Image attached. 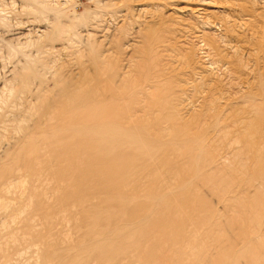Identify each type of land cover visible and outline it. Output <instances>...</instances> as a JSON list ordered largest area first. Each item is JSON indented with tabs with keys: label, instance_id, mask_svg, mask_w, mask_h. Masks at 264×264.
Instances as JSON below:
<instances>
[{
	"label": "bare ground",
	"instance_id": "obj_1",
	"mask_svg": "<svg viewBox=\"0 0 264 264\" xmlns=\"http://www.w3.org/2000/svg\"><path fill=\"white\" fill-rule=\"evenodd\" d=\"M158 1L156 2L157 5H158ZM161 1H164V0H160L159 3H161ZM175 1H179V0H173V2H175ZM180 1H185L187 8L184 11H181L182 9H184V7L179 8L180 10H176V11L189 13L190 15H194V14H196L198 16L202 15L203 16V18H202L203 22L204 21L205 22L201 23L200 28H202V26H203L204 29H203V31H201L202 30L201 29L200 32H198V31H196V27L193 28L196 24L193 27L191 25H189L190 17L188 20L187 14H186L187 16L180 17L177 19L175 17H171V18L177 20V21L173 20V22L174 21L176 22V24H177L176 28L181 27V29H180L182 31L181 34L184 35L182 37L181 34L178 33L182 37V39H184V40H180L181 38L178 39V37L176 40L175 39L176 36L175 37L173 36L174 39L173 38L172 39L177 41V43H179L180 41L181 42L185 41V38H187L188 36L189 37L193 36L191 39L194 40V42H196L198 45H200V46H198L199 47L198 49L205 51V52H200L198 50L195 51L194 48L193 49L188 48L187 46H184L183 43H182V45L185 48L187 47L186 49L184 48V50L181 47L182 45L179 46L180 44L178 45L177 43L175 44L176 46H172L173 44L169 45V42H168V44L167 43L165 44L164 42H162V45H164V46H161V47L163 48V51H166L167 47L171 46V48L168 49V52L170 51V53L172 52L173 55H176V56H177L176 51L178 53H180L179 51H182V53H184V54H182V56L180 57V59L182 58V60L180 62L187 65L186 67H188L190 69L189 71H191L190 75L195 76L196 74H194V73H196V71H199V72L204 71L202 73H205L207 71V69H204L205 65L204 66L202 65V64H206V60L202 61L203 63H201V60L199 61V59H198L200 57L199 56L200 53L201 54L205 53L206 56L204 59H207L210 66H212L213 68L214 67L219 68L220 76H222L221 74L226 73L227 71H229L231 75L233 74V73H231L230 70H226L228 68V65L233 64L232 55L228 54V52L230 50L234 51V52H230V54L235 53V55L233 54L234 58L235 57L237 58V56H238V59H237V64H238V60H239L238 65H240V63H243L241 60L244 58V56H246V54H245L246 51L250 52V50H251V52H250L251 54L255 53L256 56L258 55L257 56L258 59H256V62H258L259 64L261 63L264 66V50H262V46L264 47V27H263L264 26V13L262 14V12L261 13L257 12V11H262L261 10L262 8H260V10L257 9L259 6L256 4L255 0H253L254 4L251 2H247L248 0L247 1L246 0H180ZM189 3H191V4H189ZM245 3H246V5H244ZM259 3H260L259 5H261L264 9V0H259ZM249 4H250V6H249ZM165 5H162L163 8H166L167 5L166 6ZM192 5L194 6V8L191 7ZM41 6H43V5H41ZM148 6H151V5H148ZM158 6L156 8L153 7L152 9H154V8L158 9ZM2 7H3V5H2ZM53 7L55 9V6H53ZM124 7H126V6H124ZM143 8H141V9H143ZM149 8H151V7H149ZM118 9H119V7H118ZM128 9L130 10L129 7H128ZM146 9H147V7L145 9H143V12L146 11ZM3 10H5V7L3 8ZM49 10L51 11V10H53V8H51V9L49 8ZM134 10H136V8ZM140 10H139V13H142V12H140ZM147 10H150V9H147ZM161 10H162V8H161ZM1 11L2 10L0 9V12ZM122 11H123V9H122ZM152 11H151V13H152ZM48 12L45 11L46 15ZM154 12H153L154 14L152 13L153 16L157 13V11L155 10ZM2 13L3 12H1V15H3ZM124 13L127 14L126 11ZM131 13L132 12H130V14H128V15H129V17L132 18ZM145 13H144V15H146ZM151 13H150L151 17L149 16L150 19L153 17ZM50 14H51V12H50ZM123 15L125 16V14H123ZM59 17H61V16H59ZM154 17H153V19H155ZM195 17H197V16H195ZM160 18H161V16H160ZM4 19H6V18H4ZM4 19H2L0 21H3ZM6 20H4V21H6ZM120 20H124V19H120ZM125 20H126V22H128L127 18ZM160 20L161 19H159L158 21L155 20V22H153V24L154 23L156 24V22H159ZM46 21H44V22H46ZM57 21H58V19H57ZM134 21H136V20H134ZM163 21L164 20H161V24L162 23L164 24ZM9 22L10 21H8V23ZM18 22H20V21H18ZM23 22H20L17 25H15V24L14 25H15V27L16 26L17 27H20V26L21 27L22 26L23 27L24 26H27V27L31 26L32 27L33 25H31V23L35 24V22H30V21H28L26 23H23ZM0 24L2 25V23H0ZM56 24H58V22ZM158 24H156L155 26H157ZM170 24H165L166 26L168 25L166 28H168ZM122 25H123V23H122ZM2 26H5V28L7 27L6 25H4V23ZM59 26H61V25H58L56 27V30L55 29H53V30L57 31ZM141 26H143V25L141 24ZM17 27H16V29H17ZM159 27H160V24H159ZM173 27H175V25ZM62 28H61V31H62ZM162 28H163V26H162ZM170 28H171V26H170ZM163 29L165 31H167L165 29V26ZM171 29H174V28H171ZM206 29L209 30V32L211 31L214 34V38H211L210 36L208 37V34H206L207 32H205ZM138 30H141V29H138ZM162 30L160 32H162ZM178 30H179V28H178ZM35 31H34V34H35ZM51 31H52V29H51ZM61 31H60V33H61ZM126 31H128V30H126ZM37 32H39V31L37 30ZM63 32L65 33V31H63ZM5 33H4V35H5ZM41 33H42V31H41ZM48 33H50V32L48 31ZM52 33H53V31H52ZM166 33L167 32L164 33V31H163V33H161V34L162 35L165 34V36L164 35L163 36L168 37ZM174 34H175V32H174ZM25 35H28V34L26 33ZM58 35H61V34L58 33ZM58 35H56V36H58ZM62 35H61V37L66 36V35H63V36ZM137 35H139V34H137ZM29 36H27V37L29 38ZM36 36H38V35L36 34ZM157 36H159V35H157ZM31 37L34 38L35 36L32 35ZM41 37L42 36H38L37 38L41 39ZM45 37L46 36H44V39H45ZM51 37H52V35L49 38H51ZM54 37H55V34L53 35V38ZM61 37L59 38V40L61 39ZM149 37H150V35H149ZM154 37L156 38V36H154ZM169 37H172V36L169 34ZM37 38H35V39H37ZM69 38H70V36H69ZM69 38H68V40H69ZM152 38H153V36H152ZM57 39H58V37H57ZM57 39H56V41H57ZM250 39L255 40L251 43V45L253 44V46L249 45ZM47 40H48V37H47ZM62 40H63V38H62ZM157 40H158V38H157ZM160 40L163 41L164 38L160 39ZM186 40H188V39H186ZM11 41H13V40H11ZM89 41L90 40H88V42ZM175 41H173V42L175 43ZM35 42H37V41H35ZM57 42H59V41H57ZM158 42H160V41H158ZM12 43H14V42H12ZM52 43H53V41H52ZM155 43H157V41ZM170 43H172V42H170ZM189 43H187V45ZM88 44L89 43H87L86 46H89ZM220 44L224 45L227 49H229V51L227 50L228 51L226 53L227 55L225 53H223L222 50H220V48H222ZM30 45H31V43H30ZM190 45H191V47H193V46L195 47V44L194 43L192 44V41H191V44H189L188 46H190ZM86 46H84L85 49H86ZM31 47H32V45H31ZM91 47H87V49L89 50ZM146 47L148 48L147 45H146ZM155 47L152 49H155ZM162 48H160L159 50H161ZM25 49H27V48H25ZM46 49H45V54H46ZM140 49H143V48H140ZM47 50H49V49H47ZM88 50H87V53H88ZM223 50H225V48ZM244 51H245V53H244ZM253 51H254V53H253ZM255 51L258 53H256ZM152 52H153V50H152ZM157 52H159V51L157 50ZM168 52H167V55L169 54ZM197 52H200V53H197ZM58 54H60V53H58ZM223 54H225V55H223ZM152 55L155 56L154 53ZM167 55H166V57H167ZM170 55H172V54H170ZM178 55L180 56L181 54H178ZM248 55H247V57H248ZM179 56H177V57H179ZM256 56L254 55L253 58L254 57L257 58ZM149 58H150V56H149ZM92 59H94V61H95L94 57H92ZM172 59H174V58H172ZM215 59H218V60H215ZM155 60L153 62H155ZM250 61H249V65L251 64ZM55 62H56V60H55ZM252 62H254V61H252ZM256 62H254V63H256ZM172 63H169V64L172 65ZM174 63H176V62H174ZM33 64H34V60L24 61L23 65L18 67L19 64H17L15 66V68L12 71L13 75L10 72V74L13 77L11 79L12 84L9 85V86H11L10 87L11 89L9 91L10 97L7 98V100L10 99L11 96L18 99L22 95H28L31 93L29 85H30V82L32 81ZM94 64L96 65L97 70L95 71L96 77L94 79H92V80H96L95 84H94L95 86H93V88L87 89V90H85V89L82 90V88L79 87L80 89H76L74 91H70V89H64L62 91V93L59 96H57L56 98H54V96H53L54 100L52 102H50L49 104L44 105L45 102L44 103L40 102V106L35 108L36 114H34V115H39L38 116L39 119H38V122L36 124V129H37L36 134L31 133V135L30 134L27 135L24 142L21 145V149L18 148V150H20L19 151L20 153H17L18 155L16 156L15 160H14V156L11 159L13 161H16V163L20 166V168L22 167V169H23L22 171L24 174L27 173L28 175H31V176H35L37 174L36 176L38 177V176H42V175L46 176V173H47V175L50 177L49 179H51L50 181L51 182L53 181L52 183H54V182L56 183V188H54V190H56L55 192H57V196L59 197V198L57 197V208L60 207L64 210L65 213L70 214L69 218L74 223V224L72 223L74 226L72 228H74V230H76L77 233L80 235V238H79V237H77L78 235H76L77 233L75 234V238H77V240L79 238V241H77V242L73 241V243H72V240H70L71 242L68 241V242H70L69 244L63 245V243H62V246H59L58 243L55 245H52L53 244V241H52V243H50L51 245H48L47 246L48 248L46 247L47 249H45L44 253L46 254V256L51 258V260L54 259L56 262H58V264H189L188 261H189V259H191L190 257L188 258L189 253L193 251V248L195 250H198V249H196L198 246L196 248L193 247L192 249H189L190 251L187 248V252L189 251V253H186L184 248L186 246L189 247L190 240H192V238H194V236L192 238H190L189 242H187L188 245H186L185 240L188 237L187 234H189V233L186 234V229L188 231L190 228V227L188 228V225L189 224H195V223H190V222H192L195 219L197 220V218H199V217H197L195 215H191V216L188 215L187 217H183V218L179 216L180 217V219H179V218H177V215H176L178 213V211L175 214V216L173 214H171L170 212H172V210L174 211V209H177L179 207H181V208L186 207L187 208V207H191V206L193 208V209L191 208V211L194 212L195 211V209H194L195 197L194 196H197V199L199 200L198 193H199V191H201L202 186L206 185L207 187H211V189H212V185H213V188L216 187L215 189H219L220 187H222V189L224 191H228V193H230L231 197H229V199H227V201H226V202H228L227 208H229L231 210L230 212H232V213H233V211L237 212V214L235 213L236 216L238 215V213H244V207L250 209V211L252 209H257V210L262 209V207H261L262 205L260 204L259 200L256 201V200L248 199V200L244 201V188L241 191H236L237 189H233V190L231 189L232 178H226V177L220 178L219 177V175L221 174V168H220L221 165L219 163H216L217 161H214L212 159L211 144H209V142H207V138H205L203 136H197L196 137L195 134L192 133L193 131H191V129H194V126H192L193 127L192 128L190 126V123L187 124V122L185 121V120H187L186 118L184 120L186 123L184 121L181 123V119H178L179 115L177 116L176 114H170L169 113V112H171L170 110H168V109L165 110L162 107L164 104L162 105L161 103L166 102L167 99H165V98L163 99L162 95H159L158 96L159 98L157 97L158 99H156V98L153 99V97H151V95L148 94L149 91L151 90V88L147 93L141 91L140 93L138 92L139 94H137L134 92L133 96H131V94H130V97L128 96L129 98H126L125 95L123 94V89H125V86L121 87L120 85L119 86L116 85V82L114 80L115 75H114V77L112 76L109 79L106 78L107 81H104L102 78L103 72H102L101 66H99V64L95 63V62H94ZM151 64H152V62H151ZM169 64H168V66H169ZM177 64H176V67H177L176 71L178 70ZM243 64H245L243 66H247L246 63H243ZM149 66H150V64H149ZM168 66H166V68ZM241 66H242V64H241ZM250 66L248 67V69H247V67H242V69H246V70H242L241 68L240 69L242 71H245V72L248 70L250 71V69H249ZM255 66H256V64H255ZM174 67H173V69H175ZM256 67H258V66H256ZM169 68H170V66H169ZM188 68H186V69L183 68L182 69L183 71L182 70L181 71L184 72ZM207 68H209V67H207ZM232 68L233 67H231V69ZM164 69H165V67H164ZM164 69H163V71H164ZM210 70H211V68H210ZM236 70H237V68L235 69V71ZM251 70H252V68H251ZM254 71H256V70H254ZM168 72H170V71L168 70ZM168 72H167V74H168ZM212 72H211V74H212ZM232 72H234V71H232ZM236 72H238V70ZM245 72H243V73H245ZM252 72H249V73L251 74ZM161 73H162V71H161ZM165 73H166V71H165ZM184 73H186V72H184ZM187 73H188V71H187ZM235 73L233 75H235ZM37 74H39V73H37ZM213 74L215 75L214 72H213ZM230 74L227 76L231 77ZM238 74H240V73H238ZM238 74H237V76H239ZM84 75H86V72L84 73ZM88 75H89V73H88ZM201 75L202 74H200L199 76H201ZM205 75H207V78ZM205 75H204V77L206 79H208L209 73L208 74L205 73ZM243 75H245V74H243ZM243 75H242L243 78L241 77L243 80H245L246 77H250V76H248L249 74L245 75L246 77ZM92 76L94 77L93 74H92ZM187 76H189V75H187ZM199 76H197V77H199ZM220 76L218 73V79ZM240 76H241V74H240ZM263 76H264V74H263ZM124 77H127V76H124ZM155 77L156 76H154V79H155ZM201 77H199V79H202ZM204 77H203V79H204ZM216 77H217V75H216ZM63 78H65V77H63ZM181 78H182V76H181ZM181 78H179V79H181ZM191 78H192V76H191ZM213 78H215V77L213 76ZM213 78L211 76V79H213ZM60 79H62V78H60ZM89 79H90V77H89ZM183 79H186V77L185 78L183 77ZM224 79L228 80L229 78H227V77L225 78V75H224ZM224 79L222 77V80H223L222 82L226 81V80L224 81ZM164 80H166V79H164ZM192 80L197 81V79H194V78ZM247 80L248 79L246 78V80H245L246 82L250 81V79L248 81ZM253 80L255 81V79H253ZM64 81H66V80H64ZM123 81H125V80H123ZM189 81L191 84V79ZM206 81L209 82L211 80H206ZM147 82L148 81H146V83ZM153 82H154V80H153ZM160 82H162V80ZM204 82H205V80H204ZM215 82L216 81H213V82L211 81L210 84L212 85V83H215ZM259 82H260V79H259ZM92 83H90V85ZM188 83L189 82H187V84ZM194 83H192L193 85L192 84L191 85L194 86ZM197 83H198V81H197ZM199 83H201L200 80H199ZM232 83H233V81H232ZM250 83H248V84H250ZM32 84H33V81H32ZM71 84H73V83H71ZM81 84H82V82H81ZM81 84H79V85H81ZM128 84H130V83H128ZM237 84H239V83H237ZM259 84L260 83H258V85ZM7 85H8V83H7ZM124 85H125V83H124ZM218 85L220 88L222 84L220 85L218 83ZM229 85H230L229 88L231 86H234L233 84H229ZM239 85H238V87H241L240 88L241 90H243L242 87H246L245 85H243V86L242 85L239 86ZM76 86H74V88ZM174 86L176 88V85H174ZM177 86H178V84H177ZM201 86H203V85H201ZM210 86L208 85L207 87L209 88ZM223 86H225V85H223ZM223 86L221 89L224 92L225 88L223 89ZM247 86H249V85H247ZM250 86H252V85H250ZM58 87H56V88H58ZM62 87H63V85H62ZM157 87H160V85H158ZM186 87H187V85H186ZM197 87H199V85ZM205 87H206V85H205ZM205 87H204V89H205ZM235 87L237 89H239L237 86H235ZM254 87H255V84H254L252 90L250 89L252 92L254 91L253 90ZM213 88H214V86H213ZM213 88L210 89V90H212V92L214 91ZM249 88H251V87H249ZM258 88H259V86H258ZM53 89L57 90L55 88H53ZM141 89H143V88H141ZM195 89H197V88H195ZM221 89L219 91H221ZM227 89H228V87H227ZM232 89H233V87H232ZM260 89H262V88L260 87ZM3 90H4V88H3ZM54 90H52V91H54ZM132 90H133V88H132ZM173 90H175V89H173ZM181 90H182V85H181ZM198 90H200L199 92L201 94L203 93V92H201V89H198ZM207 90L209 91V89L206 88L205 91L207 93H209L210 91L208 92ZM230 90H231V88H230ZM230 90L228 92H230ZM250 90L248 89V91H250ZM248 91H245V92H248ZM196 92L197 91L195 90V93ZM221 92H219V93L221 94ZM184 93H186V91ZM204 93H203V97L205 96ZM214 93L216 94V92H214ZM242 93L245 94L244 91H242ZM5 94H7V93H5ZM45 94L47 95L48 93H45ZM177 94H179V93H176V95ZM220 94H219V96H221ZM230 94L231 93H229V95ZM248 94H245V95H248ZM180 95H181V93H180ZM189 95L190 94H188V96ZM211 95H213V93ZM216 95H218V94H216ZM225 95H226L225 98L229 99L228 98L229 95L227 92ZM227 95H228V97H227ZM245 95H243V97ZM262 95H263V93H262ZM29 97H30V95L27 96L28 103H31V101L29 100L30 99ZM49 97H50V95H49ZM173 97H175V96H173ZM209 97H211V96L209 95ZM213 97L217 98L218 100L220 98V97H216V96H213ZM241 97H237L235 99L236 102H237V99H239ZM27 98H26V100H27ZM215 98H212V99H215ZM188 99H186V100H188ZM217 99H216V101H217ZM227 99H224V100L228 101ZM18 100H20V98ZM172 100H175V99H172ZM176 100H177V98H176ZM230 100H231V98H230ZM232 100H234V99H232ZM11 101H12V99H11ZM43 101H45V100H43ZM213 101H215V100H213ZM213 101L211 100L210 103H212ZM257 101L259 102L260 99L258 100V98H257ZM35 102H34V104H35ZM208 102L209 101L207 98V103ZM223 102H225V101H223ZM223 102H222V104H223ZM25 103H27V102H25ZM28 103H27V107H28ZM226 103H224V104H226ZM260 103L262 104L261 101H260ZM0 104L2 105V107H3V105H5V106L7 105L6 101H3L2 99H1ZM172 104H174V103H172ZM172 104H170V105L172 106ZM175 104H176V102H175ZM220 104L221 103H219V105ZM227 104H229V103H227ZM232 104H233V102H232ZM255 104H259V103H255ZM30 105L33 108H34V106H37V104L32 106L33 103H31ZM177 105H179V103H177ZM208 105H210V108H211L212 104L208 103ZM180 106H183V105H180ZM215 106L217 107V102H216ZM220 106H222V105H220ZM228 106L229 105H227V107H226L228 109L225 108V111H227L226 116H228L230 119L231 113H228V111H229V109H230V111H232L233 105L231 106L232 108H230ZM245 106H248V104H246ZM262 106H261V108H262ZM11 107H13V104ZM15 107H18V106L14 105L13 109H15ZM29 107H28V109H29ZM186 107H188V106H186ZM202 107H204V106L202 105ZM205 107L202 108L203 113L200 114L202 116L207 114V110H208L207 107H209V106H207V104H206ZM240 107H243V106L241 105ZM240 107H238V109ZM251 107H253V106H251ZM33 108L30 112H29V110L27 111L28 113L26 115H28V116L24 115L25 118L27 117L26 120H29L32 117H34L33 111H35V109H33ZM173 108L176 109V111L178 110L177 107H175V106ZM173 108H171V109L174 110ZM243 108H245V107H243ZM17 109H20V108H17ZM23 109H25V108L23 107ZM203 109H207V110H205L206 114H204L205 111H203ZM216 109H212V110L216 111ZM222 109H224L223 106L220 108V110H218L219 111L218 114L224 112V111H222ZM251 109L253 110V108H251ZM200 110H201V108H200ZM16 111H19V110H16ZM211 112H209V114L213 113V112L212 113ZM156 113H158L162 116H169V118H166V119L162 118L161 122L156 121L155 119H153L154 118L153 116ZM237 113L239 115V112H237ZM237 113H235L236 116H237ZM250 113H251V117H252L253 112H250ZM223 114H220V116L222 115L223 116L222 118H224L223 120L225 121L226 118ZM227 114H230V115H227ZM200 115H199V117H200ZM240 115L241 116H238V117L244 116L243 110H242V113H240ZM211 116L213 117V115H211ZM215 116H216V114H215ZM236 116H235V119H236ZM147 117H149V120L147 119ZM204 117L205 116H203V118ZM232 117H233V115H232ZM20 118H22V117H20ZM222 118H221V120H222ZM249 118H250V116H249ZM23 119H21V120H23ZM198 119H197V121L200 120V119L199 120ZM179 120H180V122H179ZM216 120H217V118H216ZM228 120H226L227 121L226 123H228ZM247 120H248V118H247ZM201 121H203V120H201ZM240 121H242V120L240 119ZM23 122H24V120H23ZM25 122H27V121H25ZM210 122H212V120ZM215 122L216 121H214V123ZM219 122H221V121H219ZM230 122H231L230 124H232L233 121L231 120ZM201 123L203 126L204 122H201ZM205 123L207 124V122H205ZM241 123L243 124L244 120ZM245 123H246V120H245ZM197 124H198V122H197ZM211 124L209 123L207 125L211 126ZM215 124L219 125L218 122H216ZM237 124L239 125V123H237ZM243 125L241 127H239V129H243ZM197 126L195 128H197ZM202 126H200V127H202ZM222 126L225 127L224 125H222ZM222 126L219 128L217 126L218 130L221 129ZM17 128L19 129L18 132L22 131V130L25 131V129L21 125H19L15 129H17ZM233 128H235V125ZM252 128H254V127H252ZM224 129L223 130L221 129L222 134L225 133ZM216 130L217 129H215V131ZM218 130H217V132H218ZM230 130L232 131V128H230L229 131ZM217 132H216V134H217ZM221 132H219V134ZM254 132H256V131H254ZM235 134H237V132ZM227 135H228V137H230L229 134H227ZM226 137L227 136H225V140L227 139ZM243 137H244V135H243ZM232 139H233L232 142H234L235 139L234 138H232ZM211 140H212V138H211ZM211 140L209 138L210 143L212 142ZM213 140H216V139L214 138ZM232 142L231 141L229 142L230 143L229 145L231 147L233 145ZM235 143H236V141H235ZM237 143H238V141H237ZM225 144H226V142H225ZM229 145H228V147H229ZM234 146H236V144ZM238 147H239V145H238ZM235 150L236 149L234 148V151H233L234 153L238 152V151L235 152ZM214 151H215V149H214ZM230 151H231V149L229 150V152ZM246 151H248V150H246ZM41 152H43V156H42ZM243 153H245V151H243ZM249 153H250V151H249ZM44 154H45V156H44ZM226 156L229 158V155H226ZM221 160L223 161V159H221ZM225 160L226 159H224V161ZM221 163H223V162H221ZM10 164H12L11 165L12 167H13V165L15 166V163L14 164L10 163ZM5 168L7 169V167H5ZM16 169H17V167H16ZM2 170H3L2 172L0 170V188H1L2 182L3 181L5 182V180L9 177V175H12L11 174L12 171L10 170V168L8 169V171L10 170L11 172H8L3 168H2ZM22 171L20 172V169H18L17 174L22 173ZM44 172H46V173L44 174ZM17 174L15 172L16 176H17ZM23 177H21V178H23ZM25 178H27L26 175H25ZM17 179H19V178L17 177ZM14 180L15 179H13V181ZM22 180L23 179H21V180L19 179V182ZM46 180H47V178H46ZM13 181H10L11 184H9V186L7 185L9 187V189L11 188L10 186H14V187L16 185L20 186L19 185L20 183L17 182L19 184H16V181H15V185H14V183H12ZM22 184L23 183H21V186H22ZM7 186L4 184V186H2V189H4V187H7ZM54 186H55V184H54ZM8 187H7V189H8ZM7 189H5V190H7ZM215 189L213 191H215ZM5 190H4V192H5ZM25 190H26V188H25ZM33 190H35V188ZM7 191H9V190H7ZM43 191H45V190H43ZM30 192H31V190H30ZM59 192H62L61 196L59 195ZM32 194H33V192H32ZM37 194L35 192V195L33 194V196H35V197H33V198H36L38 196ZM29 195H31V193ZM54 195L56 196L55 193H54ZM20 197L21 196H19V199H20ZM23 197L25 198V196H23ZM23 197H21V198L23 199ZM30 198L32 200V196ZM40 198L41 197H39L38 199L40 200ZM47 198H48V196H47ZM38 199H37V201H39ZM54 199H55L54 200V203H55L56 198L54 197ZM28 200L30 203L29 205L31 206L32 201L30 199H28ZM43 201H45V199H43ZM2 202H4V201L2 200ZM13 203H15V202H13ZM4 204L5 203H3V205ZM201 204L204 205V202H202ZM3 205L0 204L1 208L3 207ZM13 205H15V204H13ZM46 205H48V203ZM46 205L42 204V202H40L38 207H40V210L44 213V215H45L44 218H45L46 222H48V224H49L50 221L53 220L52 219L53 217L50 216L51 213L49 214L47 212L48 208L46 211V208H45ZM15 206H14V208H15ZM54 207H56V206H54ZM57 208H55V209H57ZM55 209H53L54 210L53 213H55V211H57ZM49 211L51 212V210H49ZM59 212H60V210H59ZM24 214H25V212H24ZM250 214H249V216H250ZM19 215L21 216V214H19ZM52 215H54V214H52ZM14 216H12V217H14ZM64 216H66V214ZM217 217L218 216H216V218ZM61 218H62V216H60V219ZM69 218H67L68 221L66 223L70 224L71 222H69ZM256 218H254L253 220H255ZM20 219H21V217H20ZM63 220H65V217L63 218ZM63 220H61L62 223L66 221V220L65 221H63ZM13 221L10 220V222H13ZM217 221L219 222V220H217ZM258 221H260V220H258ZM198 222L196 224H200ZM214 222H216V221H212V223H214ZM5 223L6 222H4V224ZM263 223H264V218H263ZM20 224H21V222H20ZM214 224H212V225H214ZM256 225L259 226L260 224L259 225L256 224ZM3 226H6V225H3ZM49 227H50V225H49ZM5 228H7V227H5ZM260 228H261V226H259V229ZM201 229H203V228H201ZM208 229H209V227H208ZM210 229H212V228H210ZM33 230H35V229L33 228ZM33 230H32V233L35 232ZM3 231H4V229H3ZM256 231H257V229L255 230V232ZM202 233H205V232H202ZM33 234L35 235V233H33ZM193 234L195 235V232ZM193 234L191 233V235H193ZM262 234H264V233H262ZM11 236H13V235H11ZM11 236H9V237H11ZM38 236H39V234H38ZM235 236H234V239H235ZM23 237H24V235H23ZM30 237H32L31 233H30ZM259 237L256 238V239H258V241L259 240L261 241V239H264V236L262 238L259 235ZM24 238H22V239L24 240ZM252 238H254V237H252ZM71 239H74V237H72ZM250 239H251V237H250ZM50 240H51V237H50ZM193 240H194L195 245H196L197 239L194 238ZM42 241H43V239H42ZM258 241L256 240V241H254V243L256 242L259 244L260 242H258ZM0 242H3V240ZM203 242H204V240H203ZM222 242H224V241H222ZM252 242L253 241L247 242L249 244L246 246L250 247ZM184 244L186 245L185 247H184ZM191 244H193V242ZM211 244H213V243H211ZM218 244H219V241H218ZM218 244L215 245V247H217ZM232 245L233 244H230L228 248L226 247V254L228 255L227 258L230 261L229 264H236L237 258L244 256V248L242 246L241 248L238 249V248L233 247L235 245H233V246ZM261 245H263V243ZM201 246H203V245H201ZM225 246H227V245H225ZM246 246H245V248H246ZM235 247H237V246H235ZM212 250H214V249H212ZM216 250L218 251L219 247ZM223 250H225V249L223 248L222 251ZM257 251H258V249H257ZM255 253H256V251H255ZM209 254H211V251ZM216 256L217 255H215V256L212 255V259H213V257L215 258ZM36 257H37V255H36ZM185 257L188 259V261L186 259L184 260ZM201 258L202 257H199V259H201ZM210 259H211V257H210ZM210 259H209V261L212 260V259L211 260ZM228 259H227V262H228ZM252 259H253V257H252ZM51 260H48V262H50ZM45 264H47V263H45ZM51 264H54V263H51ZM190 264H192V263H190ZM218 264H220V263H218Z\"/></svg>",
	"mask_w": 264,
	"mask_h": 264
},
{
	"label": "rangeland",
	"instance_id": "obj_2",
	"mask_svg": "<svg viewBox=\"0 0 264 264\" xmlns=\"http://www.w3.org/2000/svg\"><path fill=\"white\" fill-rule=\"evenodd\" d=\"M2 1L0 0V5L2 4L3 7L1 5L0 9L2 10L1 12H3L2 13L3 15H1V12H0V20L6 18L7 20L9 19L8 21H10L11 23L10 22L8 23V21L6 19H4V20H6L7 22L4 20L0 21V23H2V25L4 23V25L7 26L5 28V26H2L0 24V91H1L0 96L2 97V98L0 97V102L2 99L3 101H6V103H7V105L6 106L3 105V107L0 104L1 105L0 106V168L3 166L2 168L5 169L6 171H8V169L10 168V170L12 172L10 170L8 172H11L12 175H9V177L5 180V182L4 181L2 182V185L0 188L2 190V191L0 190V202H1L0 204L3 205V203H5L3 205V207L5 206L4 208L3 207L1 208V206H0V219H1L0 220V241L3 240V242H0V245H1L0 246L1 247L0 248V264H26V263L27 264H45V263H47V264H51V263L58 264V262H56L54 259L51 260V258L46 256V254L44 253L45 249L48 248L47 246L51 245L50 243H52V241H53L52 245H55L58 243L59 246H62V243H63V245L69 244L71 242L70 240H72V243H73V241L74 242L79 241L80 235L77 233L76 230H74V228H72V227H74L73 226L74 223L69 218L70 214L65 213L64 210L60 207L57 208V197L58 196H57V192H55L56 190H54V188H56V183L55 182L52 183L53 181L52 182L50 181L51 179H49L50 177L47 175L46 172H44V174L46 173V176L42 175V176H38V177L36 176L37 174L35 176L28 175L27 173L24 174L22 171L23 170L22 167L20 168V166L16 163V161H13L11 159L14 156V160H15L16 156L18 155L17 153H20L19 152L20 150H18V148L21 149V145L24 142L26 136L29 134L31 135V133L36 134V131H37L36 124L38 122V119H39L38 116L39 115H34V114H36L35 108L40 106V102H43V103L45 102L44 105L49 104L50 102H52L54 100V98L59 96L64 89H70V91H74L76 89L82 88V90L83 89L87 90V89H91V88H93V86H95L94 84H95L96 80H92V79H94L96 77L95 71L97 70V67L94 64V62L98 63L99 66H101V69L103 72L102 78L104 81H107V79H109L112 76L114 77V75H115L114 80L116 82V85L117 86L120 85L121 87L125 86V89H123V94L125 95L126 98H129L130 94H131V96H133L134 92L137 94H139L141 91L147 93L151 88V90L152 89L153 90L152 91L150 90L148 94L151 95V97H153V99L154 98L158 99L159 95H162L163 99L164 98L167 99L166 102L161 103L162 105L164 104L162 107L165 110H167V109L170 110L171 111V112H169L170 114H176L177 116L179 115L178 119H181V123L186 118L187 120H185V121L187 122V124L190 123L191 127L194 126V129H191V131H193L192 133L195 134L196 137L197 136H203V137L207 138V142H209V144H211V147H212L211 148L212 159L214 161H217L216 163H219L222 166V167L220 166V168H221V174L220 175L221 176L219 175V177L220 178H222V177L232 178V183H231L232 186L230 185L232 190L237 189L236 191H241L244 188V201L248 200V199H252V200H256V201L259 200L260 204L262 205L261 210L260 209L259 210L252 209L253 211L252 210L250 211V209L244 207V213H238V215L236 216L237 212L233 211V213H232V212H230L231 210L229 208H227L228 202H226V201H227V199H229V197H231V195H230V193H228V191H224L222 189V187H220L219 189H215L216 187L213 188V185H212V189H211V187H207L206 185L202 186L201 191H199V193H198L199 200L197 199V196H194L195 197V200H194L195 211L194 212L191 211L192 206L187 207V208L186 207H182V208L179 207V208H177L178 210L174 209V211L172 210V212H170L171 214H173L175 216V214L178 211V213L176 215H177V218H179V219H180V217L183 218V217H187L188 215H190V216L195 215V216L199 217V218H197V220L195 219L192 222H190V223H195V224H189L188 225V228L192 227L191 229L189 228L188 231L186 229V234L189 233V234H187L188 237L185 240L186 245H188L187 242H189V239L192 238L193 236L195 239H197L196 245H195V242L193 240L194 238H192V240H190L189 247L184 244V247L186 246L184 248L186 253H189V251H190L189 249H192L193 247L196 248L198 246L196 248L198 250H195L193 248V251L190 252L189 256H188V258L190 257L191 259H189V261H188V259L185 257L184 260L186 259L189 262V264L190 263H192V264H200V263L201 264H208V263L209 264H218V263L229 264L230 261L227 258L228 255L226 254V247L228 248L230 244H233V245L237 246V247H235L232 245L234 248L239 249L242 246L244 248V256L237 258L236 264H249V263L250 264H264V256H263L264 255V239H261V241L260 240L258 241V239H256L257 237H259V235L262 238L264 236V234H262V233H264V225H263L264 224L263 223V218H264V126H263L264 125V107H263L264 106V76H263L264 68L263 67L264 66H263V64H261V63L259 64L258 62H256V59H258V57H257L258 55L256 56L254 51H253L254 54H251L250 53L251 50H250V52L249 51L247 52L244 49L246 51V53L244 51L246 56H244V58L241 61L243 63H246L247 66H243V65H245L243 63H240V65H238L239 64V60H238V64H237L238 56H237V58L236 57L234 58L233 54L235 55V53L230 54V52H234V51H231V50L229 51V49H227L224 45H222L223 43L220 44L222 47V48H220V50H222L223 53H225V54L229 51L228 54L232 55V59H233V61L232 60L231 61L233 62L234 65L233 64L228 65V68L226 70H230L231 73H233V74L238 70V72H236V73L241 74V76H240V74H238L240 76L239 77V76H237L236 73H235V75H233V74L231 75L230 72L227 71L226 73L221 74L222 76H220L219 68L218 67H217L218 69L215 67L213 68L212 66L209 65L207 59H204L206 56L205 53L201 54L200 52H205V51L198 49L199 48L198 46H200V45H198L196 42H194V40L191 39L193 36H190V37L188 36L187 38H185V37L184 38H185V41L187 43L190 42L189 44H191V41H192V44L194 43L195 47L193 45H192L193 47H191V45L188 46L189 44L187 45V43L185 41H182V42L180 41L181 43L180 42L177 43V41L173 40L175 36H176L175 37L176 40H177V37H178V39L181 38L180 40H184V39H182V37L184 35L181 34L182 33V31L180 30L181 27H178L179 30H178V28H176L177 24L175 21H177L176 20L177 18L184 17V16L188 15L187 16L188 20L190 17L189 25H191L193 27L196 24L193 28L196 27V31H198V32H200L201 29H202L201 31H203V29H204L203 26H202V28H200L201 23L203 22V19H202L203 16L202 15H200V16H198L196 14L190 15L189 13L176 11V10H180L179 8L184 7V9H182L181 11H184L187 8L185 1L179 0V1L173 2V0H170V1L164 0V1H161V3H159L160 0L159 1L158 0H156V1L155 0H6V1L2 0ZM157 1H158L159 6L156 4ZM247 2H251L254 4L253 0H250V1L248 0ZM255 2L259 6L257 8L258 10H260V8H262L261 9L262 11H257V12L258 13L262 12V14H263L264 9L261 5H259L260 4L259 0H257V1L255 0ZM246 3L244 5H246ZM189 4H191V3H189ZM41 5H43V6H41ZM52 5L55 6V9ZM148 5H151V6H148ZM162 5H165L166 8H163ZM117 6L119 7V9ZM124 6H126V7H124ZM157 6H158V9H155ZM249 6H250V4H249ZM4 7H5V10H3ZM128 7L130 8V10L128 9ZM146 7H147V9H150V10L146 9V11L143 12V9H145ZM149 7H151V8H149ZM153 7H155L154 9L157 11L156 14L157 15L159 14L158 16L156 14L154 15L155 17L153 16V14L155 13L154 12L155 10L152 9ZM191 7L194 8L193 5ZM49 8L50 9L53 8V10L50 11ZM135 8H136V10H134ZM141 8H143V9H141ZM161 8H162V10H161ZM122 9L124 12L126 11L127 14L124 13L122 11ZM139 10L142 13H139ZM45 11H47V12L49 11L47 13L48 16L46 15ZM151 11H152V13L153 12L154 13L152 14ZM50 12H51V14H50ZM130 12H132L131 13L132 18L129 17V15H128V14H130ZM144 13L146 15H144ZM150 13L152 14V16L155 19H153V17L150 19V17H151ZM123 14H125V16ZM163 14L166 17L168 16L169 18L168 17L166 18ZM59 16H61V17H59ZM160 16H161V18H160ZM195 16H197V17H195ZM157 17L161 20H164L163 21L164 24L163 23L161 24V20L159 22H156V24H158V23L160 24V27H159V24L157 26H155L156 25L155 23L153 24V22H155V20H157V21L159 20ZM171 17H175L176 19H173ZM126 18H127L128 22H126V20H125ZM57 19H58V21H57ZM120 19H124V20H120ZM134 20H136L138 23ZM173 20H175V21L173 22ZM18 21H20V22L24 21L23 23L30 21V22H35V24L31 23V25H33L32 27L31 26L30 27L29 26L28 27L27 26H24V27L23 26L22 27L16 26L17 27V29H16L15 25L20 23ZM44 21H46V22H44ZM57 22H58V24H56ZM122 23H123V25H122ZM141 24L143 26H141ZM165 24H170V25L168 28H166L168 25L166 26ZM58 25H61L64 29L61 26H59L57 31H54L53 29L56 30V27ZM172 25L173 26L175 25V27H173ZM162 26H163V28L165 26V29L167 31H165L162 28ZM170 26H171V28H174V29H171ZM60 27L62 28V31H61ZM50 28L52 29L53 33H52ZM138 29H141V30H138ZM33 30L34 31L36 30L35 34H34ZM37 30L39 32H37ZM126 30H128V31H126ZM161 30H162V32H160ZM41 31H42V33H41ZM48 31L50 33H48ZM60 31H61V33H60ZM63 31H65V33ZM163 31H164V33L167 32L166 34L168 37H164L165 34H163L164 36L161 34V33H163ZM174 32L176 35L174 34ZM205 32H207L206 34H208V37L210 36L211 38H214V34L211 31H210L211 32L210 33L209 30L206 29ZM4 33H5V35H4ZM26 33L28 35H25ZM58 33L61 35L62 34L66 35V36L64 37L62 35L63 37H61V35H58ZM178 33H180L182 37ZM36 34L38 36H42L41 39L37 38L38 36H36ZM54 34H55V37L53 38ZM137 34H139V35H137ZM169 34L172 37H169ZM32 35L35 37L34 38L31 37ZM51 35H52V37H51L52 39L49 38ZM56 35H58V36H56ZM149 35H150V37H149ZM157 35H159V36H157ZM27 36H29V38ZM44 36H46L45 37L46 40L44 39ZM69 36H70V38H69ZM152 36H153V38H152ZM154 36H156V38ZM47 37H48V40H47ZM57 37H58V39H57ZM60 37H61V39L59 40ZM35 38H37V39H35ZM62 38H63V40H62ZM68 38H69V40H68ZM157 38H158V40H157ZM163 38H164V40L161 41L160 39H163ZM10 39L13 41H11ZM56 39L59 42H57ZM186 39H188V40H186ZM88 40H90V41L88 42ZM35 41H37V42H35ZM52 41H53V43H52ZM156 41H157V43H155ZM158 41H160V42H158ZM173 41H175V43ZM253 41H255V40L250 39L249 45H251V43ZM12 42H14V43H12ZM162 42H164L165 44L166 43L168 44V42H169V45L173 44L172 46H176L175 45L176 43L178 45L180 44L179 46H181L183 43L184 46H187L188 48H192V49L194 48L195 51H197V50L200 51L197 53H200L203 57L199 54L200 57L198 56L199 57L198 59H199V61L201 60V63H203L202 61H205V60H206V64L208 63L207 65L206 64H202V65L203 66L205 65V67L206 66L209 67V68L204 67V69H207V71L205 70L206 71L205 73H207V74L209 73V76H208L209 78L206 79L207 75H205V73H202L204 71H200V72L196 71V73H194V74H196L195 76L190 75L191 71H189L190 69L188 67H186L187 65L180 62L182 60V58L180 59V57L184 53H182V51H179L180 53H178L176 51L177 56H179L178 54H181L179 57H177L176 55H173L172 52L171 53H170V51L168 52V49L171 48V46H170V47H167L166 51L169 53L167 55V52L163 51V48L161 47V46H164V45H162ZM170 42H172V43H170ZM30 43H31L32 47H31ZM87 43H89L88 44L89 46H86ZM146 45L148 46V48L146 47ZM84 46H86V49H87V47H91V46L92 47L90 48L91 50L87 49L88 50V53H87V50L85 49ZM184 46L183 45L181 46L183 48V50L185 48ZM251 46H253V44ZM154 47H155V49H152ZM159 47L162 49L159 50L160 49ZM25 48H27V49H25ZM46 48L49 50H47ZM140 48H143V49H140ZM224 48H225V50H223ZM263 48L264 47L262 46V50H264ZM45 49H46V54H45ZM152 50H153V52H152ZM157 50L159 52H157ZM58 53H60V54H58ZM153 53L155 56L152 55ZM256 53H258V52H256ZM165 54L167 55V57ZM170 54H172V55H170ZM225 54H223V55H225ZM247 55H248V57H247ZM254 55L257 58L254 57L255 58L254 59L253 58ZM149 56H150V58H149ZM92 57L95 58V61H94V59H92ZM171 57L174 59H172ZM30 60H34V64H33L34 68L32 67L33 84L31 81L30 85H29L31 93L28 95H22L23 97L22 96L19 97L20 100H18L19 98L17 99V98H14L12 96L10 99L7 100V98L10 97L9 91L11 89L10 88L11 86H9V85L12 84L11 79L13 77L12 76L13 75L12 74L13 69L15 68V66L17 64H19L18 65V67H19V66L24 64V61H30ZM55 60H56V62H55ZM154 60H155V62H153ZM215 60H218V59H215ZM249 61L251 63L250 64L251 66L249 65ZM252 61H254L256 63H254ZM151 62H152V64H151ZM174 62H176V63H174ZM169 63H172V65ZM149 64H150V66H149ZM168 64H169L170 68H169ZM176 64L178 66L177 71H176V69H177ZM241 64H242V66H241ZM255 64L258 67H256ZM165 65L168 67L166 68ZM230 66L233 67L234 69L232 68L233 69L232 70ZM249 66H250V68H249L250 71L249 70L246 71L247 73L245 71H242V70H246V69H242V67H247V69H248ZM164 67H165V69H164ZM173 67L175 69H173ZM185 67L188 68L187 70L184 71L186 73L182 72L183 68L186 69ZM235 67L237 68L236 71H235V69H236ZM210 68L212 71L214 70L213 72L215 73V75L210 70ZM251 68H252V70H251ZM163 69H164V71H163ZM208 69L212 72V74ZM168 70L170 72H168ZM254 70H256V71H254ZM161 71H162V73H161ZM165 71H166V73H165ZM187 71H188V73H187ZM232 71H234V72H232ZM10 72L12 75L10 74ZM85 72H86V75H84ZM167 72H168V74H167ZM243 72H245V73H243ZM249 72H252V73L250 74ZM37 73H39V74H37ZM88 73H89V75H88ZM218 73L220 76L219 79L221 78L220 80L218 79ZM242 73L245 75L249 74L248 76H250L251 78L246 77ZM92 74L94 75V77L92 76ZM200 74H202L201 75L202 77L199 76ZM203 74L206 76V78L204 77ZM229 74L231 75V77L227 76ZM187 75H189V76H187ZM216 75H217V77H216ZM224 75H225V78L226 77L229 78L228 79L229 81L224 79ZM242 75L245 76L248 80L250 79V81L247 80L248 82H246L245 81L246 78H245V80H243ZM124 76H127V77H124ZM154 76H156L155 79H154ZM181 76H182V78H181ZM191 76H192V78H191ZM197 76L201 77L202 79L204 77V79L203 80L199 79V77H197ZM211 76H212V78L214 76L216 79L215 78H213L214 80L211 79ZM63 77H65V78H63ZM89 77L92 81L89 79ZM183 77L184 78L186 77V79H183ZM222 77H223L224 81L226 80L225 82H222L223 81ZM60 78H62L63 80ZM179 78H181V79H179ZM193 78L197 79L198 83H197V81L192 80ZM122 79L125 81H123ZM164 79H166V80H164ZM190 79H191V84L195 82L194 86H192L193 84L192 85L190 84V81H189ZM198 79L200 80L201 83H199ZM253 79H255V81ZM259 79H260V82H259ZM64 80H66V81H64ZM153 80H154V82H153ZM161 80H162V82H160ZM204 80L206 83L204 82ZM206 80H211L212 82L216 81L215 83H212L214 88L210 84L211 81L208 82ZM239 80L240 81L242 80V81L240 82ZM146 81H148V82L146 83ZM232 81H233V83H232ZM81 82H82V84H81ZM187 82H189V83L187 84ZM7 83H8V85H7ZM71 83H73V84H71ZM90 83H92V84L90 85ZM124 83H125V85H124ZM128 83H130V84H128ZM218 83L220 85L222 84L220 88H219ZM235 83L236 84L239 83L240 85H242L244 83L243 85H245L249 90L250 89L252 90V88L255 84V87L253 89L255 92L254 91L252 92L251 90L248 91V89L246 87H242L243 90H241L240 89L241 87H238L239 84L236 85ZM248 83H250V84H248ZM258 83H260L261 85L260 84L258 85ZM79 84H81V85H79ZM177 84H178V86H177ZM180 84L182 85V90H181ZM229 84H233V85L235 84L234 86L230 87L232 91L234 90L233 92L230 90ZM62 85H63V87H62ZM158 85H160V87H157ZM174 85H176V88ZM186 85H187V87H186ZM198 85H199V87H197ZM201 85H203V86H201ZM205 85H206V87H205ZM208 85L209 86L211 85V86L208 88L207 87ZM223 85H225V86H223ZM247 85H249V86H247ZM250 85H252V86H250ZM74 86H76V87L74 88ZM222 86H223V89L225 88L224 92L221 89ZM226 86L228 87V89ZM235 86H237L240 90L237 89ZM258 86H259V88H258ZM56 87H58V88H56ZM204 87H205V89H204ZM232 87H233V89H232ZM249 87H251V88H249ZM260 87L262 89H260ZM3 88L5 91L3 90ZM53 88H55L57 90H54ZM132 88H133V90H132ZM141 88H143V89H141ZM195 88H197V89H195ZM206 88L209 89L210 92L208 90L207 91L210 94L205 91ZM211 88H213V90H214L213 92H212V90H210ZM173 89H175V90H173ZM198 89H201V92H203V93L205 92L204 97H203V93L201 94L199 92L200 90H198ZM220 89L223 93L221 91H219ZM52 90H54V91H52ZM195 90L198 92V93L196 92L197 94L195 93ZM229 90H230V92H228ZM185 91H186V93H184ZM242 91H244L245 94H248L249 92L250 93L248 95H245L242 93ZM245 91H248V92H245ZM214 92H216V94H218V95H216ZM219 92H221V94ZM226 92L228 93V95H229V93H231L229 95V97L227 95V97L229 99L225 98ZM5 93H7V94H5ZM45 93H48V94L50 93L49 94L50 97L48 94L46 95ZM176 93H179V94L176 95ZM180 93H181V95H180ZM212 93H213V95H211ZM262 93H263V95H262ZM188 94H190V95L188 96ZM208 94L211 97H209ZM219 94L221 96H219ZM242 94L245 96L243 97ZM29 95H30L29 100L31 101V103H33L32 106L37 104V106H34V108L31 107V105H30L31 103H28L27 96H29ZM42 96L43 97L45 96V97L43 98ZM53 96H54V98H53ZM173 96H175V97H173ZM213 96L220 97V98L222 97L221 99L225 102H223L220 98L218 100L217 98H215ZM236 96L237 97L242 96V97L237 99V102H236V100H235L237 98ZM26 98H27V100H26ZM176 98H177V100H176ZM207 98L209 101L208 103L213 105V106L211 105V108H210V105H208V103H207ZM212 98H215V99H212ZM230 98H231V100H230ZM257 98H258V100L260 99L262 104L260 103V101L259 102L257 101ZM11 99H12V101H11ZM172 99H175V100H172ZM186 99H188V100H186ZM216 99H217V101H216ZM224 99H227L229 102L224 100ZM232 99H234V100H232ZM43 100H45V101H43ZM211 100L212 101L215 100V101H213L214 103L213 102L210 103ZM25 102L28 103V107L30 106L29 109L27 107V103H25ZM34 102H35V104H34ZM175 102H176V104H175ZM216 102H217V107L215 106ZM222 102H223V104L226 102L229 104L226 103L223 105ZM232 102H233V104H232ZM172 103H174V104H172ZM177 103H179V105H177ZM219 103H221L220 105H222L224 107V109H222V111H224V112H222L220 114L224 113L223 115L225 116L226 120H228L229 117L226 116L227 111H225V108L227 107V105H229L228 107L232 108L231 106L233 105L234 110L232 109V111H230V109H229V111H228V113H231V115L227 114V115H230V119L232 118L231 120L234 122V123L232 122L233 125L230 124L231 123L230 119L228 120V123L230 124L229 125L228 123H226L227 122L226 120L225 121L223 120L224 119V118H222L223 116L222 115L220 116V114H218L219 113L218 110H220V108L222 107L219 105ZM255 103H259V104H255ZM12 104H13V107H11ZM170 104H172V106ZM206 104H207V106H209V107H207V109L209 111L207 109H203V111L207 110V114L205 111L204 114H206V115H203V116H205L203 118V116L200 114L203 113L202 108H204L206 106ZM246 104H248V106H245ZM14 105L18 106V107H15V109H13ZM180 105H183L184 107L180 106ZM202 105L204 107H202ZM241 105L245 108L240 107ZM260 105L261 106L263 105L262 106L263 109L261 108ZM174 106L177 107V109H178L177 111H176V109L173 108ZM186 106H188V107H186ZM251 106H253V107H251ZM23 107L25 109H23ZM238 107H240L239 108L240 110L238 109ZM17 108H20L21 110L17 109ZM32 108L35 109V111H33L34 117H32L31 119L28 118L29 120H26L27 117L25 118V116H28V115H26L28 113L27 111L29 110V112H30L32 110ZM171 108H173L174 110H172ZM200 108H201V110H200ZM251 108H253V110ZM212 109H216L217 112L212 110ZM226 109H228V108H226ZM16 110H19V111H16ZM242 110H243L244 116L238 117V116H241L240 113H242ZM209 112H211L212 114H209ZM237 112H239V115ZM248 112L249 113L253 112L252 113L253 116L251 117V113L249 114ZM235 113H237V116ZM198 114L200 115L201 118L199 117ZM215 114H216V116H215ZM211 115H213V117ZM232 115H233V117H232ZM248 115L250 116V118ZM235 116H236V119H235ZM20 117H22V118H20ZM153 117H154L153 119H155L156 121H159V122L162 121V118H165V119L169 118V116H162L158 113H156ZM246 117L248 118V120ZM216 118H217V120H216ZM221 118H222V120H221ZM239 118L242 121H240ZM21 119H23L24 122ZM147 119L149 120V117H147ZM197 119L199 121H197ZM201 120H203V121H201ZM211 120H212V122H210ZM243 120H244V123H243L244 125L241 123V122H243ZM245 120H246V123H245ZM25 121H27V122H25ZM214 121L218 122L219 125L218 124L216 125L215 124L216 122L214 123ZM219 121H221V122L223 121V122L221 123ZM179 122H180V120H179ZM197 122H198V124H197ZM201 122H204L203 126H202ZM205 122H207V124H209V123L210 124L212 123V124L210 126V125H207ZM237 123H239V125ZM17 125L18 126L21 125L25 129V131L22 130V131L18 132L19 129L18 128L15 129L16 127H18ZM222 125H224L225 127H223ZM231 125L233 127L235 125V128H233ZM242 125H243V129H239V127H241ZM250 125L254 128H252ZM196 126H197V128H195ZM200 126H202V127H200ZM217 126H218V128L222 126V128H221L222 130L225 128L224 129L225 133L222 134L221 129H219L220 130L219 131ZM214 128L217 129L218 132H217V130L215 131ZM230 128H232V131L231 130L229 131ZM254 131H256V132H254ZM216 132H217V134H216ZM219 132H221L220 133L221 135L219 134ZM236 132H237V134H235ZM227 134H229L230 137H228ZM243 135H244V137H243ZM225 136H227L226 140H225ZM209 138H210V140L212 138L211 143L209 141ZM214 138L216 140H213ZM232 138L235 139L234 142H232L233 141ZM230 141L233 144L232 147L235 144H236V146H234L232 148L229 145ZM235 141H236V143H235ZM237 141H238V143H237ZM225 142H226V144H225ZM228 145H229V147H228ZM238 145H239V147H238ZM234 148L236 149L235 152L236 151H238V152L234 153L233 152ZM214 149H215V151H214ZM230 149H231V151L229 152ZM246 150H248V151H246ZM243 151H245V153H243ZM249 151H250V153H249ZM41 153L43 156V152H41ZM226 155H229V158ZM44 156H45V154H44ZM221 159H223V161ZM224 159H226V160L224 161ZM220 161L223 162L225 165L223 163H221ZM10 163H13V164L15 163V166L17 167V169L14 165L12 167L11 166L12 164H10ZM5 167H7V169ZM2 168L0 169L1 172L3 171ZM18 169H20V172L22 171V173L17 174ZM15 172H16L17 176L15 175ZM25 175L27 176V178H25ZM17 177L20 180L21 179H23V180L19 182V179H17ZM21 177H23V178H21ZM46 178H47V180H46ZM13 179H15V180L13 181ZM10 181H13L12 183H14V185H15V181H16V184L20 183L19 184L20 186H18V185H16L15 187L10 186L11 188L9 189L8 186H9V184H11ZM17 182H19V183H17ZM21 183H23L22 186H21ZM4 184L6 186L8 185L7 186L8 189H7V187H4V189H2V186H4ZM54 184H55V186H54ZM25 188H26V190H25ZM32 188L33 189L35 188V190H33ZM5 189H7L9 191H7ZM214 189H215V191H213ZM4 190L6 193L4 192ZM30 190H31V192H30ZM43 190H45V191H43ZM21 191L22 192L24 191V192L22 193ZM32 192L34 195H35V192H36V194L38 193L37 194L38 196L36 198L38 199L39 197H41L40 200L38 199L39 201H37L36 198H33L35 196H33ZM30 193H31V195H29ZM54 193L56 194V196L54 195ZM59 195L61 196L62 192H59ZM19 196H21V197L25 196V198L23 197L24 200L21 197H20V199H21L20 200ZM31 196H32V200L30 198ZM47 196H48V198H47ZM54 197L56 198L55 203H54V200H55ZM42 198L45 199V201H43ZM28 199H30L32 201V202L30 201L32 203L31 206L29 205L30 203H29ZM2 200L4 202H2ZM13 202H15V203H13ZM40 202H42V204H45V205L48 203V205H46V207L45 206L44 207L46 208V211L48 208L47 212L49 214L51 213L50 216L53 217L52 218L53 220L50 221L49 224H48V222H46V220L44 218L45 217L44 213L40 210V207H38ZM202 202H204V205L201 204ZM13 204H15L16 206ZM53 205L56 207H54ZM14 206H15V208H14ZM55 208H57V209H55ZM53 209L57 210L58 212L60 210V212L58 213L57 211H55V213H53V211H54ZM49 210H51V212ZM24 212H25V214H24ZM19 214H21V216ZM52 214H54V215H52ZM65 214H66V216H64ZM249 214L251 217L249 216ZM12 216H14V217H12ZM60 216H62L61 219H60ZM216 216H218V217L216 218ZM20 217H21V219H20ZM64 217H65L66 221L63 220ZM253 217L254 218L257 217V218L255 220H253L254 219ZM67 218H69V222H71L70 224L66 223L68 221ZM10 220L11 221L14 220V221L10 222ZM61 220L65 221V222L62 223ZM211 220L216 221L217 223L214 222L215 223L214 224V223H212ZM217 220H219V222ZM258 220H260V221H258ZM4 222H6V223L4 224ZM20 222H21V224H20ZM197 222L200 224H196ZM255 223L258 225L260 224L259 226H261V228L259 229V226H257ZM2 224L6 225V226H3ZM212 224H214V225H212ZM49 225H50V227H49ZM5 227H7V228H5ZM208 227H209V229H208ZM33 228L35 230H33ZM201 228H203V229H201ZM210 228H212V229H210ZM3 229H4V231H3ZM256 229H257V231L255 232ZM32 230L35 231V232H33V233H35V235L32 233ZM194 232H195L196 236L193 234ZM202 232H205V233H202ZM30 233H31L32 237H30ZM191 233L193 235H191ZM251 233L253 235L254 234L255 235L253 236ZM38 234H39V236H38ZM75 234L78 235L77 236V237H79L78 240H77V238H75ZM11 235H13V236H11ZM23 235H24V237L25 236L26 237L24 238ZM9 236H11V237H9ZM71 236L74 237V239H71L72 238ZM234 236H235V239H234ZM50 237H51V240H50ZM250 237H251V239H250ZM252 237H254V238H252ZM22 238H24V240ZM42 239H43V241H42ZM203 240H204V242H203ZM256 240L260 243L259 244L256 242L254 243V241H256ZM68 241H70V242H68ZM191 241L193 242V244H191L192 243ZM218 241H219V244H218ZM222 241H224V242H222ZM251 241H253L252 244L250 243L251 246L250 247L246 246L249 244L247 242H251ZM211 243H213V244H211ZM216 243L218 244L217 247H215V245H217ZM262 243H263V245H261ZM201 245H203V246H201ZM225 245H227V246H225ZM245 246H246V248H245ZM218 247H219V250L217 251L216 249ZM187 248L189 250L188 252H187ZM221 248L222 249L224 248L225 250L222 251ZM212 249H214V250H212ZM257 249H258V251H257ZM210 251H211V254H209ZM255 251H256V253H255ZM35 254L37 255V257ZM212 255L213 256L217 255V256L215 258L213 257V259H212ZM199 257H202V258L199 259ZM210 257L213 261L210 259ZM252 257H253V259H252ZM226 258L228 259V262H227ZM209 259L211 261H209ZM48 260H51V261L48 262Z\"/></svg>",
	"mask_w": 264,
	"mask_h": 264
}]
</instances>
